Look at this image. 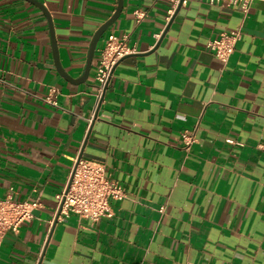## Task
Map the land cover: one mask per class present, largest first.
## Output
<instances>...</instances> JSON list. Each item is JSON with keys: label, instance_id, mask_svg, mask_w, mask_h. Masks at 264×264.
I'll return each instance as SVG.
<instances>
[{"label": "crops", "instance_id": "obj_1", "mask_svg": "<svg viewBox=\"0 0 264 264\" xmlns=\"http://www.w3.org/2000/svg\"><path fill=\"white\" fill-rule=\"evenodd\" d=\"M40 1L76 79L118 0ZM168 9L166 0H122L88 78L72 84L54 66L44 13L0 0V198L37 188L42 203L5 235L0 264H264V1L246 13L210 0H187L169 19ZM236 29L223 64L207 43ZM109 34L127 35L132 52L94 115ZM51 87L57 106L44 101ZM184 131L196 137L188 148ZM78 156L104 163L126 197L98 222L70 214L50 226Z\"/></svg>", "mask_w": 264, "mask_h": 264}, {"label": "built area", "instance_id": "obj_2", "mask_svg": "<svg viewBox=\"0 0 264 264\" xmlns=\"http://www.w3.org/2000/svg\"><path fill=\"white\" fill-rule=\"evenodd\" d=\"M166 1L169 3L168 19L178 7L187 3V0ZM210 1L223 3L227 6H236L243 13H246L251 4L257 0ZM133 15L136 21L141 20L143 17V13H140L139 10L133 11ZM240 38L241 32L239 29L231 30L221 33L218 38L209 41L207 46L223 64H226ZM126 40L127 35L109 34L100 50L94 73V115L103 101L105 90L116 64L122 57L132 52L127 47ZM54 93H56V90L51 87L48 95L44 98V101L51 106H57L56 101L52 98ZM181 137L187 148L196 140L194 132L184 131ZM228 141L232 142V140ZM31 192L32 196L24 200L15 199L12 192L4 198H0V246L7 233H18L20 227L33 218L34 210L42 206L41 191L33 188ZM125 197L126 193L123 188L108 177L104 163L79 156L75 157L72 159L68 177L61 191L55 195L56 205L50 220V226L65 221L70 214H75L79 218L91 222H98L104 217H111L110 200H122Z\"/></svg>", "mask_w": 264, "mask_h": 264}, {"label": "water", "instance_id": "obj_3", "mask_svg": "<svg viewBox=\"0 0 264 264\" xmlns=\"http://www.w3.org/2000/svg\"><path fill=\"white\" fill-rule=\"evenodd\" d=\"M36 7H38L45 15L47 22H48V28H49V37H50V45H51V50H52V57H53V63L56 68V71L61 75L65 80L72 84H80L84 83L86 79L88 78L90 68H91V63L95 54L96 46L103 35V33L115 22V20L118 18L121 9H122V0H118L116 10L114 13L111 15V17L105 21L100 27L95 31L93 34L89 48H88V54H87V60H86V65L83 70V73L80 77L74 79L72 78L68 73H66L63 69V67L60 64L59 61V56H58V48H57V43L55 39V34H54V28H53V23H52V18L50 13L48 12L47 8L43 5V3L40 0H25Z\"/></svg>", "mask_w": 264, "mask_h": 264}]
</instances>
